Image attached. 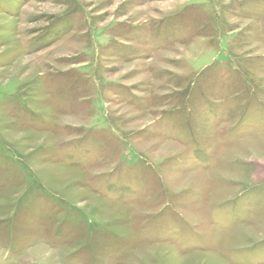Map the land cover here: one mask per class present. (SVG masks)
<instances>
[{"label": "rangeland", "instance_id": "374dc122", "mask_svg": "<svg viewBox=\"0 0 264 264\" xmlns=\"http://www.w3.org/2000/svg\"><path fill=\"white\" fill-rule=\"evenodd\" d=\"M0 264H264V0H0Z\"/></svg>", "mask_w": 264, "mask_h": 264}]
</instances>
